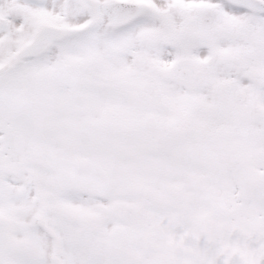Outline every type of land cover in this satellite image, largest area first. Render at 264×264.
Segmentation results:
<instances>
[{"label":"snow or ice","instance_id":"1","mask_svg":"<svg viewBox=\"0 0 264 264\" xmlns=\"http://www.w3.org/2000/svg\"><path fill=\"white\" fill-rule=\"evenodd\" d=\"M0 264H264V0H0Z\"/></svg>","mask_w":264,"mask_h":264}]
</instances>
